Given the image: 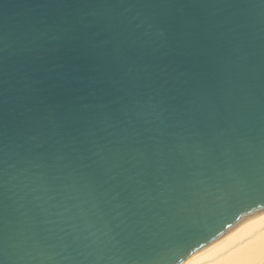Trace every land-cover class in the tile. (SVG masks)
<instances>
[{
	"label": "water",
	"instance_id": "obj_1",
	"mask_svg": "<svg viewBox=\"0 0 264 264\" xmlns=\"http://www.w3.org/2000/svg\"><path fill=\"white\" fill-rule=\"evenodd\" d=\"M264 211V0H0V264H182Z\"/></svg>",
	"mask_w": 264,
	"mask_h": 264
},
{
	"label": "bare ground",
	"instance_id": "obj_2",
	"mask_svg": "<svg viewBox=\"0 0 264 264\" xmlns=\"http://www.w3.org/2000/svg\"><path fill=\"white\" fill-rule=\"evenodd\" d=\"M182 264H264V211L243 220Z\"/></svg>",
	"mask_w": 264,
	"mask_h": 264
}]
</instances>
